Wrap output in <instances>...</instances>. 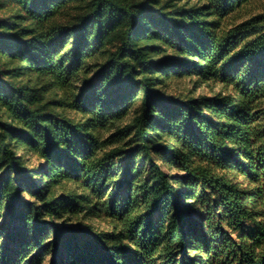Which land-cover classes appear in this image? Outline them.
<instances>
[{
	"label": "trees",
	"instance_id": "trees-1",
	"mask_svg": "<svg viewBox=\"0 0 264 264\" xmlns=\"http://www.w3.org/2000/svg\"><path fill=\"white\" fill-rule=\"evenodd\" d=\"M251 1L0 0V264H264Z\"/></svg>",
	"mask_w": 264,
	"mask_h": 264
},
{
	"label": "rangeland",
	"instance_id": "rangeland-1",
	"mask_svg": "<svg viewBox=\"0 0 264 264\" xmlns=\"http://www.w3.org/2000/svg\"><path fill=\"white\" fill-rule=\"evenodd\" d=\"M264 11V0H252L250 4H248L246 7H244V9L241 10L240 13H237L235 16L233 17L232 20H230V22H235V21H240L242 18L246 17L247 15L250 14H255L258 12ZM192 82H193V77H171L169 79L166 80V87L164 88V91L167 92L168 94H179L180 92L185 93L186 91H188L191 87H192ZM217 90V87L214 89ZM208 93L210 94V92L208 91L207 87H201V89H199L198 91H195V94H203V93ZM127 121V119H125L123 121L122 124H125ZM17 151L20 153L22 152L20 149H17ZM25 158L27 160V165L30 166L31 168L35 167L38 164V160L36 159V157L32 154L28 155V154H24ZM70 187H72L71 185H69ZM63 192L62 190L58 191L57 193H61ZM58 222L60 223H65V224H72L74 226H76L77 224H79V222L77 220H72L68 223L59 220ZM84 224H89L91 226H93L94 228L97 229H107L106 224L103 221H100L98 219L95 218H90L87 219L85 221H83Z\"/></svg>",
	"mask_w": 264,
	"mask_h": 264
}]
</instances>
